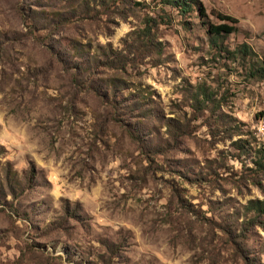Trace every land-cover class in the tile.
<instances>
[{"label": "rangeland", "instance_id": "1", "mask_svg": "<svg viewBox=\"0 0 264 264\" xmlns=\"http://www.w3.org/2000/svg\"><path fill=\"white\" fill-rule=\"evenodd\" d=\"M191 2L0 0V264H264V0Z\"/></svg>", "mask_w": 264, "mask_h": 264}, {"label": "trees", "instance_id": "2", "mask_svg": "<svg viewBox=\"0 0 264 264\" xmlns=\"http://www.w3.org/2000/svg\"><path fill=\"white\" fill-rule=\"evenodd\" d=\"M192 0H164V4L171 5L178 9L180 13H186L192 11ZM152 26L146 23L144 28L137 34L138 42L143 45L144 50L149 49V47H152V51L160 52V50L157 49L158 44H153V36H152ZM230 31V28L227 26H211L209 30L210 40H209V46L215 50L217 53L222 49L221 48V33H228ZM157 49V50H156ZM232 55H237L240 59L244 60V58L249 57L250 52H248V49H246V46H242L241 50H236L235 52L231 53ZM249 75L250 77H264V60L262 62H255V65L250 66L249 68ZM199 95L202 96V104H200L197 97L195 98V101L197 104L196 106H202L206 107L205 105L212 102V95L207 93V91L202 90L199 88ZM250 209L258 212H264V203L259 205H251Z\"/></svg>", "mask_w": 264, "mask_h": 264}]
</instances>
